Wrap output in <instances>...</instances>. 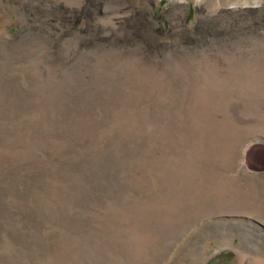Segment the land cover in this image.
<instances>
[{"label":"rangeland","instance_id":"rangeland-1","mask_svg":"<svg viewBox=\"0 0 264 264\" xmlns=\"http://www.w3.org/2000/svg\"><path fill=\"white\" fill-rule=\"evenodd\" d=\"M0 264H264V0H0Z\"/></svg>","mask_w":264,"mask_h":264},{"label":"trees","instance_id":"trees-1","mask_svg":"<svg viewBox=\"0 0 264 264\" xmlns=\"http://www.w3.org/2000/svg\"><path fill=\"white\" fill-rule=\"evenodd\" d=\"M28 185H30V183H26V182H23V183H21V184H19L18 186H17V188L19 189V192L20 193H17V194H19L20 195V198L22 197V198H27L28 197V194H27V190H26V186H28Z\"/></svg>","mask_w":264,"mask_h":264}]
</instances>
